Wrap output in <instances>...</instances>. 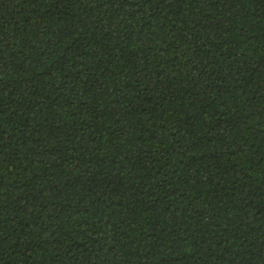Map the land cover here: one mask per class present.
Instances as JSON below:
<instances>
[{
    "label": "trees",
    "instance_id": "16d2710c",
    "mask_svg": "<svg viewBox=\"0 0 264 264\" xmlns=\"http://www.w3.org/2000/svg\"><path fill=\"white\" fill-rule=\"evenodd\" d=\"M0 264H264V0H0Z\"/></svg>",
    "mask_w": 264,
    "mask_h": 264
}]
</instances>
